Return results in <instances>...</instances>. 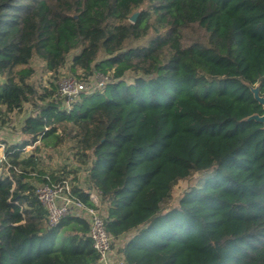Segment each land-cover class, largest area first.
<instances>
[{
	"label": "trees",
	"instance_id": "trees-1",
	"mask_svg": "<svg viewBox=\"0 0 264 264\" xmlns=\"http://www.w3.org/2000/svg\"><path fill=\"white\" fill-rule=\"evenodd\" d=\"M68 57L70 76L109 81L67 101ZM256 85L264 96V0H0V127L32 106L21 140L2 143L0 264H99L88 222L50 225L34 194L65 179L36 158L65 139L87 165L72 196L95 206L98 191L123 264H264V127L246 120L263 113Z\"/></svg>",
	"mask_w": 264,
	"mask_h": 264
},
{
	"label": "built area",
	"instance_id": "built-area-1",
	"mask_svg": "<svg viewBox=\"0 0 264 264\" xmlns=\"http://www.w3.org/2000/svg\"><path fill=\"white\" fill-rule=\"evenodd\" d=\"M95 81L85 84L74 76H64L59 81L58 93L66 97L67 101L73 100L81 92H89L101 88L109 78L107 75L95 74ZM3 149V144H0ZM5 161L2 154L0 162ZM34 194L43 206L48 223L56 225L67 214H73L85 219L89 224L88 237L98 253L99 264H123L111 247L112 236L107 233L103 221V211L98 206V191L91 189L89 197L95 206H87L76 200L71 193V183L67 179L51 183H39L34 186Z\"/></svg>",
	"mask_w": 264,
	"mask_h": 264
},
{
	"label": "rangeland",
	"instance_id": "rangeland-1",
	"mask_svg": "<svg viewBox=\"0 0 264 264\" xmlns=\"http://www.w3.org/2000/svg\"><path fill=\"white\" fill-rule=\"evenodd\" d=\"M69 59L70 58L68 57L65 66L60 70V75H62V77L70 74L68 72ZM31 66L35 69V73L32 79L35 81L36 85H39V83H41L42 85H47L50 75L44 70L42 62L35 58L32 60ZM94 81L95 77L93 76L88 82L84 83L88 84ZM31 111L32 106L26 103L23 105L21 111L8 113L7 120L0 127V144H8L21 140V138L23 137V135L20 133L22 119ZM72 145V140L65 139L64 143L59 147H56L54 149H40V151L36 152V158L38 160L37 167L41 169L42 172L44 171L46 173H53L54 175L62 174L64 175V178L67 179L70 183L85 188L87 187V165L77 163L75 150ZM32 150L33 148L31 146H27L21 156H28ZM2 152L3 149L0 147V159L2 157ZM31 180L32 182H36L34 178ZM194 181L195 176L179 180L173 187L169 204L175 205L179 197L185 190H188V188L194 183ZM118 242L119 244L116 245H120L122 243V240L117 241V243Z\"/></svg>",
	"mask_w": 264,
	"mask_h": 264
},
{
	"label": "water",
	"instance_id": "water-1",
	"mask_svg": "<svg viewBox=\"0 0 264 264\" xmlns=\"http://www.w3.org/2000/svg\"><path fill=\"white\" fill-rule=\"evenodd\" d=\"M135 15L136 14L134 13L131 16L132 21L134 20ZM250 91L252 93L253 98L261 105L263 113L262 114H252V115L246 117V120L253 119L257 122L262 123V125L264 127V96L259 94L257 85L254 87H250Z\"/></svg>",
	"mask_w": 264,
	"mask_h": 264
},
{
	"label": "crops",
	"instance_id": "crops-1",
	"mask_svg": "<svg viewBox=\"0 0 264 264\" xmlns=\"http://www.w3.org/2000/svg\"><path fill=\"white\" fill-rule=\"evenodd\" d=\"M117 241H119V240H117ZM117 241H116V244H119V242L117 243ZM117 246V245H116Z\"/></svg>",
	"mask_w": 264,
	"mask_h": 264
}]
</instances>
